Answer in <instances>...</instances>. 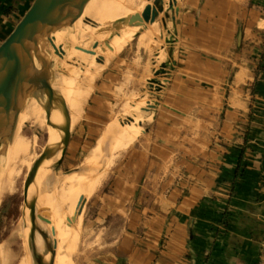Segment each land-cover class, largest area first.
I'll return each mask as SVG.
<instances>
[{
  "label": "crops",
  "instance_id": "crops-1",
  "mask_svg": "<svg viewBox=\"0 0 264 264\" xmlns=\"http://www.w3.org/2000/svg\"><path fill=\"white\" fill-rule=\"evenodd\" d=\"M33 1L0 0V44ZM174 33L85 264H264V0H181Z\"/></svg>",
  "mask_w": 264,
  "mask_h": 264
},
{
  "label": "bare ground",
  "instance_id": "bare-ground-1",
  "mask_svg": "<svg viewBox=\"0 0 264 264\" xmlns=\"http://www.w3.org/2000/svg\"><path fill=\"white\" fill-rule=\"evenodd\" d=\"M161 1L162 0H160V3H162ZM151 4H153V0H91L86 6L83 15L76 23L73 25H67L55 34L54 44L57 48H62L64 52L63 59H55L57 63L56 74H58L53 82V89L56 92L47 90L45 93H42L41 88L38 87L32 97L26 101L19 118L16 121L10 122L0 134V193L3 190V187H5L6 191H13L15 188L19 173L17 170L18 166L20 164L23 166L27 164L24 158L28 152H30L31 143L39 132L42 133V136L46 134L50 135V147L58 146L61 140V133L48 126V122L50 120L51 122H54L55 125L59 126L63 124L62 116L58 110L61 98L66 101L69 108L72 119V130L74 129L86 100L89 83L92 80L91 76L93 77L92 72H97V70H99L98 63L95 61L102 62L111 56L110 53H106L105 56L102 55L93 60L94 55H92L93 53H97L98 45H101V47H99L103 48L108 44L107 41L109 37L106 33L107 29L111 28L113 30L112 25L115 22L116 24H123L118 28V32L124 30L122 27L125 26L126 30L131 32L132 38H135L138 34L139 37H147L159 32L160 28L158 19L163 16L164 11L155 7L146 12V17L143 20L142 25L138 27L140 13L146 6ZM78 24H80V26H83L84 24L85 26L87 25L86 32H83L84 28L81 29L85 35H73L74 26ZM72 28L73 32L71 31ZM76 33L75 29V34ZM109 34L110 36L113 35H111L110 31ZM101 43L105 44L102 45ZM84 44L86 47H84ZM80 45L81 49L78 47ZM113 45L114 47L111 51L113 52L112 54L117 51L119 52L125 45V42L116 39ZM82 46L84 49H82ZM67 62L71 65L68 66V64H66ZM93 68L94 70L91 72ZM77 75L80 77V80H77ZM153 85L149 87L150 90L153 89ZM150 95H154V92ZM145 98L140 101L149 104V100ZM77 108L79 109L77 110ZM148 113L149 110L147 109H136L128 112V117L126 118L129 120H124L123 118H120V116L119 118L114 119L106 129L107 132L105 136L112 134L111 130L116 126L121 128V132L112 138L111 144L110 141H108L107 143L102 142L97 145L94 148L95 154L90 153L86 157L82 167L72 168L69 172L58 171L60 163L59 151L52 157V159L46 161L41 166L35 181V186L37 189L44 190L48 185V189H46V192L44 193V198L42 197L39 200V208L44 206L48 199V192L50 191L48 203L51 204L50 207L52 214H50L53 219L51 220L49 218L52 225H50V227L47 225L48 230L54 228L57 236H62V240L68 237L73 240V238L76 237L77 231H80L78 230V227L81 221L84 200L91 196L100 185L103 173L107 168V159L94 160L93 158L109 150L116 149L119 152L125 151L133 146L137 141V138L144 133L146 129ZM26 126H29L31 130H33L31 137L29 135L28 137L24 133ZM11 131L13 133L8 137V134ZM31 157L34 156L31 155ZM31 163L32 161L27 165L29 166ZM49 166L51 170H48ZM96 167L99 168L97 173L94 174L93 170ZM50 186L53 188V191H51L52 189H50ZM41 203H44L43 206H41ZM43 212L49 213V211ZM24 230L25 235H22L21 244L14 256L6 254L0 249V264H6V262L12 258L17 261V264H31V247L29 249L24 246V243H26L24 242L26 241L25 236L28 244L31 246L30 236L25 225ZM37 244L38 248H40L41 240L38 239ZM70 246H72V244ZM70 246L65 248L66 250L64 249L62 254L64 253L66 255L67 253L65 252L70 250ZM59 250L57 253L56 264L60 258Z\"/></svg>",
  "mask_w": 264,
  "mask_h": 264
},
{
  "label": "rangeland",
  "instance_id": "rangeland-1",
  "mask_svg": "<svg viewBox=\"0 0 264 264\" xmlns=\"http://www.w3.org/2000/svg\"><path fill=\"white\" fill-rule=\"evenodd\" d=\"M163 2H165L166 6L163 16L158 19L160 30L158 33H155L156 35L153 34L147 37L137 36L132 38L131 32L126 30L125 26L122 27L124 30L118 32V28L123 24H116L115 22L112 25L113 30L108 28L106 31L109 37L107 41L108 44L103 48H100L101 45H98L97 51L93 49L97 52L96 54H92L94 55L93 60L102 55L105 56L106 53H110L111 56L102 62L95 61L98 63L99 70H97V72L93 71L94 68L91 70V72L93 71V77L91 76L92 80L90 81L91 84L89 83L86 100L83 104L82 112L79 114L78 122L72 130V139L65 156L63 157L62 152H60L58 171L69 172L72 168L82 167L86 157L90 153L95 154L94 148L97 145L102 142L107 143L108 141H110L111 144L112 138L121 132V128L116 126L111 130L112 134L105 136L107 132L106 129L114 119L120 116V118L125 120L127 119L126 117H128L129 111L153 108L157 103L158 87H162L167 79V70L170 66L168 63L171 61L169 54L176 40L174 28L176 17L179 14L181 0H178V2L174 3L172 6L168 5V0H163ZM83 26H85V24ZM83 26H80V24L74 26L73 35H85L83 32H86L87 25L85 27ZM75 29L77 32L76 34ZM81 29H83V32ZM72 30L73 28L71 31ZM109 31L111 35L113 34L112 36H110ZM116 39L125 42V45L119 52L117 51L112 54L113 52L111 51L114 47L113 43H115ZM101 44L104 45L105 43ZM78 47L81 49V45ZM84 47H86V45ZM84 47L82 46V49H84ZM164 65H166L165 69H163ZM77 78V80H80L78 75ZM151 85H153L152 90L149 89ZM153 92L154 95H150ZM144 98L149 100V104L140 101ZM78 109L79 108H77V110ZM151 111L147 114L146 127L149 126V121H151L152 118V114H150ZM52 123L54 124V122ZM24 133L31 137L33 130H31L29 126H26ZM34 140L31 143L30 152H28L24 158L27 164H30L31 161L33 162L36 156L44 149L45 145L43 141L49 146L51 139L49 134L42 136V133L39 132ZM121 152L124 153L125 151L118 152L116 149L109 150L93 158L94 160L107 159V168L103 173L100 185L91 196L84 200L81 221L78 227L80 231H77L76 237H74L73 240H71L72 238L70 237L66 239L63 237L64 239L62 240V236H60V240V237L57 236L59 245L58 250L60 249L59 256L62 258L58 259L57 264H64L65 262V264H85L88 257L95 250L96 244H98L96 233L98 225L92 222L91 217L93 209L91 207L89 208V206L93 198L102 188V185L107 182L109 176L113 177V173L116 170L114 166H117L121 159L120 156L123 155L120 154ZM31 155L34 157H31ZM27 164L24 166L20 164L18 166V180L13 191H6L5 187H3L0 193V249L12 256L16 254L21 244L22 235L25 231L24 225L26 226L29 236L31 231L30 214L24 202L23 187L30 169V165L28 166ZM98 168L99 167L94 168V174L97 173ZM50 189L53 191L51 186ZM49 196L50 191L48 192V199ZM45 207L44 205L42 208ZM94 210L96 209L94 208ZM45 227L48 228L47 225H45ZM25 240L24 242L26 243H24V246L30 249L31 246L28 244L26 236ZM71 244L72 246H70ZM68 246H70V250L65 252L67 253L66 255L64 253L62 254V251ZM6 264H17V261L12 258L8 260ZM31 264H34L33 258Z\"/></svg>",
  "mask_w": 264,
  "mask_h": 264
},
{
  "label": "water",
  "instance_id": "water-1",
  "mask_svg": "<svg viewBox=\"0 0 264 264\" xmlns=\"http://www.w3.org/2000/svg\"><path fill=\"white\" fill-rule=\"evenodd\" d=\"M90 1L34 0L14 30L0 44V134L10 122L19 118L26 101L38 87L42 93L47 90L56 92L53 89V82L58 74L55 59H63L64 52L54 44V36L60 29L76 23ZM161 2L153 0V4L144 8L140 13L138 27L142 25L146 12L151 8L164 11L166 4L163 0ZM176 2L178 0H168V5L172 6ZM165 67L166 65L163 69ZM161 89L159 86L158 94ZM58 110L63 124L55 125L49 120L48 126L61 133V140L55 147H50L43 141L44 149L30 165L24 183V202L30 214V240L34 264H56L57 260L56 230H48L45 227V224L49 227L52 225L49 220L53 219L51 205L46 201L45 204L41 203V206L44 204L47 208H39V200L44 198L48 185L44 190L37 189L35 181L39 169L46 161L52 159L58 151L65 156L72 139L71 114L63 98L60 99ZM12 133L9 132L8 137ZM38 239L41 240L40 248Z\"/></svg>",
  "mask_w": 264,
  "mask_h": 264
}]
</instances>
